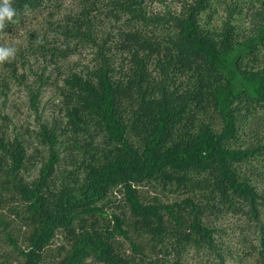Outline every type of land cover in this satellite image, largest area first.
<instances>
[{
    "label": "trees",
    "instance_id": "16d2710c",
    "mask_svg": "<svg viewBox=\"0 0 264 264\" xmlns=\"http://www.w3.org/2000/svg\"><path fill=\"white\" fill-rule=\"evenodd\" d=\"M61 1L12 0L0 29L47 12L27 29L45 65L25 85L47 153L28 154L0 107V264H264V0Z\"/></svg>",
    "mask_w": 264,
    "mask_h": 264
},
{
    "label": "rangeland",
    "instance_id": "374dc122",
    "mask_svg": "<svg viewBox=\"0 0 264 264\" xmlns=\"http://www.w3.org/2000/svg\"><path fill=\"white\" fill-rule=\"evenodd\" d=\"M164 1L169 5L176 2V0ZM73 2L74 0L61 1L59 11H64L71 6ZM162 3L163 2H160V0H152L151 6L153 8H160ZM45 15H47V12H41L39 14L33 13L28 16L23 26H19L16 29L6 32L0 36V45H14L16 48L14 57L10 59L12 62H14V60L16 61L15 75L11 74L12 71L10 67L3 66V62H0V90L3 92L0 97V107L2 106L1 109L7 116V119L4 122V128L12 134L21 132L22 136L26 139L28 138L30 142L28 154L33 153L35 158H40L47 152L43 146L39 145V143L33 139V131L36 129L35 113L30 107L29 97L27 91L25 90V85L32 79H37V76H32V74L35 71L40 72L41 68L45 65V61L42 60V57L30 53V51L27 50L31 39L29 38L27 29H30L31 27L37 28V33L40 32V23L41 21H44ZM28 53L30 54L26 58V54ZM68 59L70 61L79 59L81 62H86L89 59V56L87 52L83 51V53L70 55ZM58 65L61 66L62 70L63 66L68 65L67 59L58 61ZM53 66V62L48 63L47 67H45V73L43 76L50 74L51 78L56 77V79L49 80L42 86L40 101L38 104L39 108L37 110L38 113L42 114V118L49 122L50 120H53L54 117L59 120L61 115H63L60 110L61 103L59 97V85L61 84V80L57 79L58 71L52 70ZM36 147L38 148L37 153L35 151ZM35 169L32 167L29 168L28 171L24 173V176L27 178L34 177L36 174ZM159 188L160 187H157L156 190H158V193L163 200L171 201L173 198L177 197L175 193H171L167 190H160ZM142 192L146 198H151V196H153V191L148 189V187H142ZM229 220L230 219L223 221L222 224H231V221ZM232 229H234V227ZM229 231L230 228H228L227 233L235 235H230L231 237H229L231 244H238V232H234L233 230L232 232ZM253 262L254 257L249 256L241 260L239 263L228 262L227 264H254Z\"/></svg>",
    "mask_w": 264,
    "mask_h": 264
},
{
    "label": "clouds",
    "instance_id": "9594fccd",
    "mask_svg": "<svg viewBox=\"0 0 264 264\" xmlns=\"http://www.w3.org/2000/svg\"><path fill=\"white\" fill-rule=\"evenodd\" d=\"M16 9L13 7L12 0H0V29L7 24L13 23ZM16 48L14 45H0V62L8 61L14 57Z\"/></svg>",
    "mask_w": 264,
    "mask_h": 264
}]
</instances>
